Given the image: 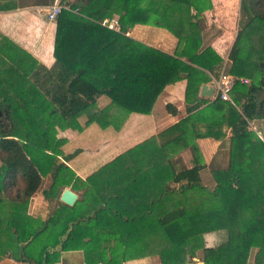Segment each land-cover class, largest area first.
Masks as SVG:
<instances>
[{"label": "trees", "instance_id": "16d2710c", "mask_svg": "<svg viewBox=\"0 0 264 264\" xmlns=\"http://www.w3.org/2000/svg\"><path fill=\"white\" fill-rule=\"evenodd\" d=\"M67 5L57 19L54 65L35 66L28 77L30 84L20 90L13 86L16 97L23 101L7 92L0 94V255L12 250L13 257L30 264H53L55 255L80 239L86 240L85 245L77 248L84 250L86 258L88 251L91 255L94 236L93 229H88L104 216L109 218L103 202H109L116 216L132 217L117 207L118 194L94 201L86 189L73 206L59 200L64 187L75 188L80 181L66 161L81 150L66 154L58 128L82 129L78 118L84 115L86 124L97 122L106 127L118 126L120 117L133 112L150 114L168 84L201 75L203 70L218 77L225 65L223 57L206 43L202 15L212 8L211 0H74ZM243 13L248 20H240L226 69L250 81H236L232 101L216 97L206 105L225 112L222 121L209 122L208 129L197 132L191 143L179 142L178 137L176 142L162 144L164 151L177 142L183 148L190 144L194 157L192 167L178 168L167 157V166H158V178L167 172L171 176L167 182L182 183L179 191L186 195L181 205L167 211L161 209V204H166L164 197L158 198L156 206L152 204L155 209L160 207L156 210L158 220L170 244L161 254L164 264H185L187 254L193 257L197 250L203 253L205 264H248L254 247L258 248L256 264H264V141L250 129L254 119H264V0H241V16ZM115 16L119 31L102 24ZM137 24L167 28L178 38L175 51L169 53L127 35ZM194 86L189 84L186 93V102L192 103L187 107L190 113L203 110L200 89ZM0 87L1 92L6 86ZM102 95L111 100L103 108L98 106ZM167 109L178 112L172 104ZM224 124L231 127L232 161L226 169L213 171L216 185L208 188L201 185L200 173L207 165L196 139L225 136L213 131L216 125L222 130ZM107 168L96 174H116ZM46 176L52 182L45 194L59 205L42 219L27 209ZM16 186L19 189L8 202L11 212L7 217L2 206L6 205L4 193ZM195 188L205 191L199 202L197 194L193 198L185 193ZM173 190L167 186L166 191ZM88 200V210L79 215L78 208ZM220 229H224L222 233L226 230L225 238L214 245L204 241V234ZM59 244L61 249L53 250ZM109 253L106 264H112L123 250L113 247Z\"/></svg>", "mask_w": 264, "mask_h": 264}, {"label": "crops", "instance_id": "0c3cea01", "mask_svg": "<svg viewBox=\"0 0 264 264\" xmlns=\"http://www.w3.org/2000/svg\"><path fill=\"white\" fill-rule=\"evenodd\" d=\"M54 1L0 0V85H10L11 76L6 74L5 70L11 72L14 70L21 75L24 70L32 73L31 71L37 65L47 68L54 65L57 20L50 21L47 15ZM72 1L74 0H67L65 3H72ZM211 1L212 8L205 11L206 25L209 29L212 25H216L222 31L212 35H208V31H205L206 43L210 44L225 62H228L238 33L237 23L239 24L240 20L238 16L241 1ZM115 17L118 18V16ZM127 35L169 53H173L178 44V38L171 31L154 25L137 24L128 29ZM215 79L216 77L210 72L203 70L201 75L198 73L168 84L150 114L133 112L127 117L122 116L118 126L112 124L102 127L97 122L86 124L87 117L84 115L78 118L82 129L58 128V137L65 140L62 148L66 154L73 153L77 149L81 150L76 156L66 161L80 181L78 180L75 188L72 185L66 186L62 192L65 188L76 192L78 199L75 203L81 199L86 189L90 190L93 200L114 194L121 195L116 205L120 211L130 213L132 217L125 219L116 216L109 202H103L102 207L111 221L104 216L99 224H91L93 227L88 229H93L94 236L92 242L94 248L92 247L91 255L88 251L86 258L84 250L77 248L85 245L86 240H74L70 242L69 249L61 251L58 257L54 256L53 264H106L109 262L111 256L109 252L113 247H116L117 251L122 247L123 254H118L119 257L116 255V260H113L112 264H164L161 254L170 247V244L158 220L156 210L160 207L155 209L152 204L155 203L156 206L158 198L164 197L163 201L166 204L164 206L161 204V209L167 211V208L181 205L186 195L179 191L183 187L182 183L169 180L168 184L167 180L171 176L168 177L167 172L162 178H158V166L159 163L167 166L168 158L176 166L178 165V168L193 166L194 157L190 144L183 148L184 145L179 142L191 143L197 132H205L208 129L209 122L216 119L220 122L223 115L225 116V112L220 109L205 108L216 97L215 90L212 97L203 96L202 87L204 84L214 87ZM191 83L195 85L194 87H199V98L203 99V106L200 108L203 110L193 113L187 110L192 103L186 102V93ZM110 102L108 96L102 95L98 100V106L103 108ZM168 104L175 106L178 112L175 114L170 112L167 109ZM181 123L182 126L179 125ZM250 125V129L264 141V119H254ZM171 128L172 131L169 132ZM213 131L215 133L222 131L225 136L196 139L207 165L200 173L201 185L208 188H214L216 185L213 171L226 169L232 161L231 127L224 124L221 130L219 125H216ZM178 137L181 138L179 142L167 151L162 149V144H167L168 141ZM107 166L110 170L116 171V174L112 171L96 174ZM167 184L174 189L173 192L166 191ZM198 190V188L187 189L185 193H189L193 198L198 196L196 201L199 202L205 197V191L203 193ZM37 192L32 197H35ZM9 196L12 195L6 197ZM88 202L90 201L80 205L77 210L79 215L82 211L88 210ZM54 205V207L58 206L59 202L54 200ZM54 209L46 210L44 218L48 217ZM59 228H61L60 223L57 229ZM223 230L204 234V241L211 245L218 243L226 237V230L222 233ZM60 249V244L53 248L55 251ZM257 253V247L251 249L248 264H256ZM202 255L201 250H197V254L193 257L187 254L185 264H205ZM0 264L30 263L17 260L13 256H3L0 258Z\"/></svg>", "mask_w": 264, "mask_h": 264}, {"label": "rangeland", "instance_id": "374dc122", "mask_svg": "<svg viewBox=\"0 0 264 264\" xmlns=\"http://www.w3.org/2000/svg\"><path fill=\"white\" fill-rule=\"evenodd\" d=\"M239 1H241V0H239ZM202 16L204 17V21H206L205 12H204V14ZM238 17H239L240 20L242 19L241 20L242 23H244V22H246L248 20V17H246L245 13H243L242 16L239 13ZM240 20H239V24L237 23L238 29H239V26H240ZM204 28H205L204 29L205 31H208V35H212L213 33L214 34H218L219 32L222 31V29L218 28V26H216V25H212V27L210 29H209L208 25L204 26ZM230 63H231L230 61L225 62V68H227L230 65ZM15 72H16V74H15ZM5 73L11 76V79L9 81L10 85H5L6 86L5 89H3V87H2V90H1L0 94L2 95V93L7 92V93H10V95H9L10 97L13 94L12 98H14L15 100L23 101L21 98H20L21 100L18 99L19 98L18 96L16 97V93L13 90V86L18 87L17 89L20 90V88H23V85L30 84V82H28V76L30 75V71L24 70L23 73H21L22 75H18L17 71H14V70L12 72L5 70ZM247 79L249 80V78H247ZM20 80L22 82H20ZM24 82H26L27 84H25ZM51 182H52L51 177L46 176L41 189L37 192L35 197H31L30 198V200L28 202V209L27 210H28V213L31 212L30 215H32L33 217L44 219L45 216H43V215H44L45 211L46 210L49 211L50 208L51 209L55 208L54 207L55 206L54 205V200L53 201L50 200V198L47 197V195L45 194V190L49 188V186L51 185ZM18 189H19V186H16V187L13 188V190L10 191L12 193H10V192H8V193L5 192L4 193V197L6 198L4 202L6 203V205L4 204L2 206L4 208V211H5L7 217H8V214H10V212H11V208H10V205H9L8 201L10 202L11 199H14V197H16ZM6 194L7 195H12V196H9L7 198ZM8 234H9V232H8ZM1 235L2 234H0V236ZM4 237H6V236H4ZM254 248H256V247H254ZM3 256L4 257L13 256L12 250L7 251L6 254H4L2 256L0 255V258L3 257Z\"/></svg>", "mask_w": 264, "mask_h": 264}, {"label": "built area", "instance_id": "2783aa9c", "mask_svg": "<svg viewBox=\"0 0 264 264\" xmlns=\"http://www.w3.org/2000/svg\"><path fill=\"white\" fill-rule=\"evenodd\" d=\"M65 8H69V6L61 2V0H55L47 11L48 19L50 21H56ZM102 24L118 31L121 29L117 17L112 19L106 18L102 21ZM238 80L244 83L249 82V80L245 77H239L228 72L224 65L219 73V76L214 80L215 97L232 101L231 92Z\"/></svg>", "mask_w": 264, "mask_h": 264}, {"label": "water", "instance_id": "95a60500", "mask_svg": "<svg viewBox=\"0 0 264 264\" xmlns=\"http://www.w3.org/2000/svg\"><path fill=\"white\" fill-rule=\"evenodd\" d=\"M214 93V87L204 84L202 87V95L212 97ZM78 199V194L70 188H65L60 196V200L67 205H74Z\"/></svg>", "mask_w": 264, "mask_h": 264}]
</instances>
